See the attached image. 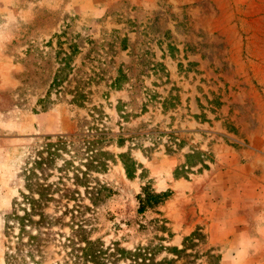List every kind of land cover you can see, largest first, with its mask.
<instances>
[{
  "label": "rangeland",
  "instance_id": "rangeland-1",
  "mask_svg": "<svg viewBox=\"0 0 264 264\" xmlns=\"http://www.w3.org/2000/svg\"><path fill=\"white\" fill-rule=\"evenodd\" d=\"M31 169L80 205L40 264H264V0H0V264Z\"/></svg>",
  "mask_w": 264,
  "mask_h": 264
},
{
  "label": "trees",
  "instance_id": "trees-1",
  "mask_svg": "<svg viewBox=\"0 0 264 264\" xmlns=\"http://www.w3.org/2000/svg\"><path fill=\"white\" fill-rule=\"evenodd\" d=\"M69 58L70 53H64L61 67L57 70V73L53 78V85L60 86L67 78L68 70L70 68ZM51 157L52 156L48 158L49 161L48 159L46 160L48 161V164L50 163ZM119 157L121 158L127 177H133L136 161L126 153H121ZM189 157H192V155ZM45 171V168H41V173H45ZM45 177L46 176H44V178H38L33 169H31L28 172L25 181L27 193H21V199L24 201L20 202V207H22L21 213L15 209L7 215L5 226L7 229H10L14 223L18 225V233L13 236L15 241H12V245H9L10 248L8 247L9 251L6 253V259L7 261L12 262L11 264H20V262L24 263L26 259L31 261L32 264H40L46 255L43 248L48 243L50 235L53 234L49 232H51L56 226H68V228L71 229L73 236L76 238L75 233L78 232L77 229L80 227L78 223L80 205L76 201L74 192L69 188L64 191H58V189H54L53 191L52 183L44 182ZM32 179L35 181H32ZM143 191V194L139 196V210H143L146 206L149 207L159 203L161 204L163 202V197L166 195L165 193H156L146 187ZM69 200L73 201V205L70 207H68ZM63 201H65V204H63L64 210L61 211L59 215H57L56 212H48L50 203H55V205H57L55 207H60L62 206ZM67 213H70L68 221L65 220ZM58 229L62 230V228H57V230ZM23 233H26V235L24 236ZM194 235L195 234L193 233L188 239L194 238ZM72 238L73 237L69 239V237H66V240L70 243ZM88 244L93 245V242L88 241ZM112 245L114 246L112 249L115 251L112 255L115 256L116 261L119 257H122L128 252L124 248H121L117 242L112 243ZM74 248L75 246H73V250ZM92 252L94 251H91V255L97 264H106L102 260V254L105 252H103L101 248L96 253ZM130 253V255L134 257V262H137L138 258H140L141 261L143 260V258H141L143 253H140V251H130Z\"/></svg>",
  "mask_w": 264,
  "mask_h": 264
},
{
  "label": "crops",
  "instance_id": "crops-1",
  "mask_svg": "<svg viewBox=\"0 0 264 264\" xmlns=\"http://www.w3.org/2000/svg\"><path fill=\"white\" fill-rule=\"evenodd\" d=\"M210 220L212 221V219H210ZM238 220H239V223H242L243 222V220H241V219H238ZM235 223L237 224V222H235ZM211 224H212V222H210V226H211Z\"/></svg>",
  "mask_w": 264,
  "mask_h": 264
}]
</instances>
